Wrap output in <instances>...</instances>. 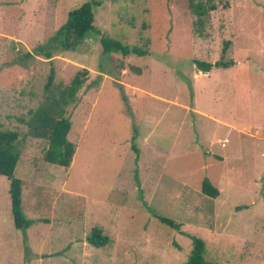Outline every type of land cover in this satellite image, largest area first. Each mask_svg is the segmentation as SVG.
<instances>
[{
  "label": "rangeland",
  "instance_id": "rangeland-1",
  "mask_svg": "<svg viewBox=\"0 0 264 264\" xmlns=\"http://www.w3.org/2000/svg\"><path fill=\"white\" fill-rule=\"evenodd\" d=\"M86 1L0 0V129L19 133L13 175L32 221L15 229L0 175V264H184L189 236L215 264H264V0H215L201 36L187 0H102L75 49L25 57ZM102 36L147 53H103ZM225 40L234 65L198 70ZM51 66L53 90L87 70L66 106L68 167L43 159L47 140L25 123ZM93 228L105 246L88 243Z\"/></svg>",
  "mask_w": 264,
  "mask_h": 264
},
{
  "label": "trees",
  "instance_id": "trees-1",
  "mask_svg": "<svg viewBox=\"0 0 264 264\" xmlns=\"http://www.w3.org/2000/svg\"><path fill=\"white\" fill-rule=\"evenodd\" d=\"M102 0H89L78 7L70 10L66 20L44 44L33 49V53L26 52L25 57L32 55L43 56L50 59L54 52L59 50L75 49L77 44L92 32H97L94 22V8L101 5ZM215 0H187V7L194 16L193 27L195 33L203 35L208 17L211 11L217 9ZM103 53H119L122 56L135 54L143 56L147 53L146 42L144 46L130 47L107 36L100 38ZM230 41L225 40L221 50V56L214 63L196 60L198 70L208 72L212 67L229 68L234 65V60L225 59ZM87 70L77 71L71 80L60 88L53 90L52 83L54 69L51 66L47 78L46 88L49 94L46 96V104L31 112V116L25 123L29 127V134L33 137L45 138L47 146L43 152V159L46 162L68 167L75 152V145L67 138L70 130V120L65 115L66 106L73 103L77 91L82 87ZM51 86V87H50ZM19 133L15 130L0 129V175L9 180V197L13 226L17 230L25 232L30 226L31 220L25 217L21 205L22 181L13 175L14 168L20 156L18 147ZM132 148L136 150L135 146ZM201 192L209 197H216L218 189L204 178L201 182ZM158 220L168 227L182 232L181 223L163 216ZM191 239V250L184 264H215L205 258V242L195 236ZM89 244L95 247L105 246L109 242L108 236L102 234L101 229L93 228L87 236Z\"/></svg>",
  "mask_w": 264,
  "mask_h": 264
},
{
  "label": "built area",
  "instance_id": "built-area-1",
  "mask_svg": "<svg viewBox=\"0 0 264 264\" xmlns=\"http://www.w3.org/2000/svg\"><path fill=\"white\" fill-rule=\"evenodd\" d=\"M225 142H226V140H224V141L222 142V145H224Z\"/></svg>",
  "mask_w": 264,
  "mask_h": 264
}]
</instances>
